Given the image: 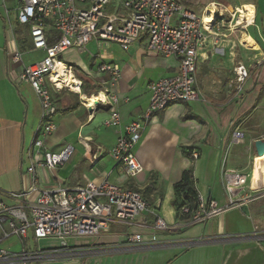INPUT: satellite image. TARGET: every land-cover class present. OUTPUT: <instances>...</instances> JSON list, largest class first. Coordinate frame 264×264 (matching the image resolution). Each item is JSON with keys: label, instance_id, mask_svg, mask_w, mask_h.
I'll return each mask as SVG.
<instances>
[{"label": "crops", "instance_id": "1", "mask_svg": "<svg viewBox=\"0 0 264 264\" xmlns=\"http://www.w3.org/2000/svg\"><path fill=\"white\" fill-rule=\"evenodd\" d=\"M176 1L203 20L212 21L207 11L213 18V14L220 13L224 19L220 17L218 22L204 26L195 74L200 99L173 104L155 115L135 147L143 172L127 181L109 151L124 125L139 119L147 109V86L174 76L179 67L178 58L147 52L145 40L133 43L127 51L114 43L92 41L83 50L69 49L61 55L62 62L71 66L82 82L81 91L86 96L96 92L98 85L108 84V76L98 72L100 65L118 66L121 76L113 92L118 99L115 109L121 124L118 128L103 126L109 107L89 110L79 98L61 96L51 118L56 126L51 135L54 147L47 152L59 154L71 146L73 153L62 167L35 171L39 190L75 189L87 182L102 181L132 188L146 200L147 211L130 224L110 223L108 230L97 237L69 239L64 248L56 240H34L31 231L26 238L3 239L8 229L2 226L0 251L14 258L3 262L4 255H0V264H22L15 257L23 254L41 257L29 264H264V196L185 227L177 216L181 198L174 190L183 173L192 167L198 199L214 202L217 207L228 202L222 187L223 171L246 177V188L237 198L258 196L264 191V184H251L254 161L259 158L254 143L264 141V124H246L259 114L260 106L254 107V101L261 89L260 80L250 87L246 81L238 96L230 86L237 65L247 68L251 80L264 62V0ZM19 3L20 0L14 4L0 0V191L5 194L27 187L24 174L34 160L28 157V150L40 121L37 97L29 85L16 80L21 67L9 62L15 47L22 52L24 65L44 57L42 51H31L27 30L17 24ZM212 5L216 6L213 11ZM234 10L237 18L239 11L251 13L252 22L244 19L240 25L229 23ZM108 12L122 14L116 4ZM235 133L241 134L238 142L233 141ZM93 138L96 143L90 147ZM80 145L85 146L84 153L80 152ZM194 153L197 159H193ZM157 219L163 220L169 230L156 233L153 225ZM136 235L141 237L139 243L127 241L128 236Z\"/></svg>", "mask_w": 264, "mask_h": 264}, {"label": "built area", "instance_id": "2", "mask_svg": "<svg viewBox=\"0 0 264 264\" xmlns=\"http://www.w3.org/2000/svg\"><path fill=\"white\" fill-rule=\"evenodd\" d=\"M118 5L122 14L108 12V8ZM215 21V16L213 14ZM17 24L27 30L31 51L44 52L42 60L24 65L22 52L14 48L9 54V62L20 66L17 81L30 86L39 101L40 121L34 132L28 157L33 160L24 177L27 187L18 193L0 191V227L8 231L3 239L11 236L26 238L31 231L34 240L52 239L66 247L69 239L94 238L108 230L110 223L130 224L147 211V202L142 194L129 187H122L102 181L98 184L87 182L75 189L57 188L39 190L36 186V169H55L64 166L70 159L73 148L67 146L59 154L44 150L39 137L51 136L56 126L51 118L56 114L52 91L67 89L76 94L81 104L89 110L109 107V115L103 126L118 128L120 116L115 109L118 99L113 92L121 76L118 66L102 64L100 74L109 81L103 90L86 96L82 94V82L73 68L61 60V55L69 49H84L92 41L114 43L123 51L135 42L145 40L147 52L163 58L175 57L179 60L177 73L162 78L147 86L149 102L142 116L123 127L115 145L109 151L110 158L117 163L126 180L131 181L143 172L135 157L134 150L150 120L176 103H191L200 99L196 89L197 53L205 37L204 20L186 9L176 0H20L17 10ZM58 66L64 68L65 77L55 75ZM249 71L243 65L233 69L231 88L238 96L249 79ZM74 81L70 84V77ZM77 91H74V89ZM240 133L233 135L238 142ZM197 159L196 153L192 154ZM222 187L228 199L224 207L214 202L198 199L196 209L183 222L189 227L221 215L234 208H240L259 197L238 194L246 188V177L235 171H223ZM8 202H11L10 204ZM156 233L169 230L167 224L157 219L153 225ZM129 243H139L140 236H128ZM1 260L9 262L14 257L5 256ZM22 264L41 259L39 254H23L15 257Z\"/></svg>", "mask_w": 264, "mask_h": 264}, {"label": "rangeland", "instance_id": "3", "mask_svg": "<svg viewBox=\"0 0 264 264\" xmlns=\"http://www.w3.org/2000/svg\"><path fill=\"white\" fill-rule=\"evenodd\" d=\"M16 1L17 0H7V3L8 2H13V4H14V3H16ZM214 8H216V6L212 5L210 7V10L213 11ZM235 13H236V10H234V12L232 14L233 16H231V17L229 16V23L233 22L232 24H234V26H236V19H237V17L235 16ZM216 14H217V16L215 17V22H218L220 17H222V19H224L223 16H220V13H216ZM262 49L264 51V45L262 46ZM64 60L66 61L65 58H64ZM257 70H258V68L256 69V71ZM256 71H255V73H256ZM255 73L252 75V78H254V79L247 80V82H248L247 87L253 86V84H254L253 82H256V80H260L261 89L258 92V95H257V97H256V99L254 101V107L257 106V105L260 106L259 107V111L257 112L259 114H258L257 118L251 117L250 119H248L246 121V124H264V62L262 63V66L259 69V72L257 74H255ZM104 88H105L104 86L98 85V90H103ZM94 93L95 92H93V94ZM72 94H74V93L69 91V90H67V89H62L60 91L53 90L52 91V95H53V99H54V103H55L56 107H58V101L61 100V96H63V95H70V96H72L75 99L78 98L77 96L72 95ZM52 136H48L46 138H43L42 136L39 137L40 141H42V143H43V148H44L45 151H49L50 152L53 149V147H54V146H52V141H51ZM95 143H96V138H93V140L88 145L90 147H93V146H95ZM78 148L80 149V152H82V153L85 152V146L80 145V146H78Z\"/></svg>", "mask_w": 264, "mask_h": 264}, {"label": "trees", "instance_id": "4", "mask_svg": "<svg viewBox=\"0 0 264 264\" xmlns=\"http://www.w3.org/2000/svg\"><path fill=\"white\" fill-rule=\"evenodd\" d=\"M174 190L181 198V203L177 208V216L180 220L185 221L190 214H184L183 208H188L190 212H193L198 201V194L194 188L192 167L183 173L181 181L174 186Z\"/></svg>", "mask_w": 264, "mask_h": 264}, {"label": "bare ground", "instance_id": "5", "mask_svg": "<svg viewBox=\"0 0 264 264\" xmlns=\"http://www.w3.org/2000/svg\"><path fill=\"white\" fill-rule=\"evenodd\" d=\"M247 9L250 10V8H247ZM207 16L211 17V19L213 21L211 11H207ZM244 19H247L248 23H251L252 22V14L249 13L246 15L245 13L239 11V16L236 19V25L242 24ZM212 21L211 20L207 21V19L205 18L204 19V26L208 27L212 23ZM55 75L64 78L65 77L64 68L62 66H58L57 69L55 70ZM68 81L71 84L74 81V78L71 76ZM74 91H77V89L75 88ZM263 158H264V154L261 157L256 158L254 161V172H253V176H252V180H251V184L253 187L257 186L258 183H260L261 185L264 184V177H263L264 165L262 164Z\"/></svg>", "mask_w": 264, "mask_h": 264}, {"label": "water", "instance_id": "6", "mask_svg": "<svg viewBox=\"0 0 264 264\" xmlns=\"http://www.w3.org/2000/svg\"><path fill=\"white\" fill-rule=\"evenodd\" d=\"M254 149L258 157H261L264 154V141L257 140L254 143Z\"/></svg>", "mask_w": 264, "mask_h": 264}]
</instances>
